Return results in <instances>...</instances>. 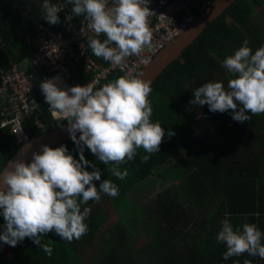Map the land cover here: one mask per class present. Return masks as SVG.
Returning <instances> with one entry per match:
<instances>
[{
	"label": "trees",
	"instance_id": "obj_1",
	"mask_svg": "<svg viewBox=\"0 0 264 264\" xmlns=\"http://www.w3.org/2000/svg\"><path fill=\"white\" fill-rule=\"evenodd\" d=\"M49 2L64 7V13H58V24L51 25L43 19V0H0V76L13 63L32 75L31 96L38 109L23 122L31 139L41 134L35 121L43 124V132L61 127L48 114L39 87L47 71L31 61L38 25L61 29L65 14L72 13L67 0ZM206 5L207 2L192 1L193 15H198ZM81 16L75 19L79 21ZM98 38L105 39L103 35ZM245 39L253 51L264 45V0H234L150 85L151 120L161 124L165 136L159 151L151 154L146 163H141V157L148 154L139 149L134 160L120 165L121 170L129 172L124 180L114 177L109 165L100 162L85 146L84 157L99 169L101 180L109 179L119 188L117 197L103 193L118 215L105 229L108 238L104 242L96 236L109 212L106 205L94 208L93 200L81 205V211L88 208L90 214L85 221L88 232L79 240L68 242L60 240L54 231L47 233L42 243L52 246L51 257L29 238L3 256L7 244L0 241V264H244L245 260L249 264H264V259L247 253L224 260L226 246L215 239L225 218L234 227L253 223L264 233V113H248L251 119L241 123L232 119L231 110L211 112L204 105L199 106L197 115L189 103L195 88L205 82L218 81L227 87L231 74L222 61ZM88 52L98 63L107 64L90 48ZM73 74L80 81L88 79L79 63ZM121 76L122 72L111 71L101 86ZM169 132L174 135L169 136ZM60 145H65L74 159L79 160L77 147L70 138L56 147ZM18 149L9 129H0V169ZM86 170L93 168L86 166ZM147 180L169 185L156 194L148 208L126 198ZM94 183L99 188L100 181ZM127 212L137 223L140 218L146 219L145 227H140L147 233L146 241L140 247L131 243V224L124 217ZM3 223L0 216V226Z\"/></svg>",
	"mask_w": 264,
	"mask_h": 264
},
{
	"label": "clouds",
	"instance_id": "obj_2",
	"mask_svg": "<svg viewBox=\"0 0 264 264\" xmlns=\"http://www.w3.org/2000/svg\"><path fill=\"white\" fill-rule=\"evenodd\" d=\"M67 2L72 5V15H83L87 28L95 34L88 38V47L96 57L122 67L126 57L139 56L145 46L151 47L148 18L152 10L148 0H112L111 5L109 0ZM41 7L45 21L51 25L60 22L61 6L43 0ZM101 35L103 41L98 38ZM249 43L245 39L223 59L222 66L231 74L227 87L218 81L205 82L195 88L190 104L207 105L211 112L231 110L232 119L241 123L251 119L248 113H264V45L253 51ZM135 75L127 73L98 88L92 84L61 88L57 86L58 77L40 82L47 112L58 126L63 127L61 121L68 122L67 132L77 147L79 160L65 145L52 148L42 144L41 151L33 152L29 162L15 159L0 169V216L4 221L0 241L15 247L29 238L51 257L52 246L42 243L47 233L54 231L60 240L71 242L88 232L85 221L90 209L81 211V205L98 202L100 193L117 197L119 188L109 179L101 180L99 169L84 157L85 146L100 162L109 165L108 170L119 180L129 175L120 165L134 160L139 149L148 154L141 157V163L159 151L165 131L158 121L151 120L153 108L148 97L152 88L150 82ZM41 125L36 127L42 134ZM86 166L93 170H86ZM94 181H100L99 188ZM220 224L215 239L226 246L224 260L245 253L264 259V233L255 224L245 222L234 227L227 218Z\"/></svg>",
	"mask_w": 264,
	"mask_h": 264
},
{
	"label": "built area",
	"instance_id": "obj_3",
	"mask_svg": "<svg viewBox=\"0 0 264 264\" xmlns=\"http://www.w3.org/2000/svg\"><path fill=\"white\" fill-rule=\"evenodd\" d=\"M192 1L194 0H148L147 6L152 10L148 18L152 33L151 47L145 46L139 56L126 57L122 67L110 62L102 65L90 56L86 40L95 34L87 28L88 21L83 15L77 21L72 13L65 14L60 24L61 29L48 24L38 25L31 61L38 68L47 71L46 78L58 77L57 86L65 89L86 84L101 87V81L111 71H119L124 75L137 74L194 20L195 15L190 8ZM199 1L208 3L211 0ZM111 3L112 0H109V5ZM56 5L62 7L59 13H64L63 5ZM69 16L71 18L66 19ZM77 63L82 73L88 77L83 82L73 74ZM32 84V75L17 65L1 72L0 98L7 106L0 110V128H8L19 146L30 140L23 126L24 119L33 116L38 109L37 101L31 96ZM35 124L38 128L42 126L38 122Z\"/></svg>",
	"mask_w": 264,
	"mask_h": 264
},
{
	"label": "water",
	"instance_id": "obj_4",
	"mask_svg": "<svg viewBox=\"0 0 264 264\" xmlns=\"http://www.w3.org/2000/svg\"><path fill=\"white\" fill-rule=\"evenodd\" d=\"M233 1L234 0H212L182 33L172 40L135 76H139L141 79L150 82V85H153L165 69L175 59L181 56L183 50L202 34L213 21L228 10ZM67 124L63 125V127H57L50 131H46L31 139L26 145L19 147L17 152L5 162L3 168L7 167L9 161L15 159H22L25 163L29 162L33 152L41 151L40 146L42 144H47L49 147L53 148L68 140L70 136L67 132Z\"/></svg>",
	"mask_w": 264,
	"mask_h": 264
},
{
	"label": "rangeland",
	"instance_id": "obj_5",
	"mask_svg": "<svg viewBox=\"0 0 264 264\" xmlns=\"http://www.w3.org/2000/svg\"><path fill=\"white\" fill-rule=\"evenodd\" d=\"M258 11H260V8H258ZM187 108L189 109V107ZM192 108L198 115L200 107L196 105H192ZM198 131L199 133H201L202 132L201 128H199ZM157 185H159V183L157 184L156 182H154V180H147L146 184H140L139 188L137 187L136 189L131 190L126 196V198L129 201H131L133 204H141L142 206L148 208L152 205V201L154 197L156 196V194L160 191H163L164 189H166V187L169 186V185L167 186L166 182L164 183L162 182V185H159V186ZM100 196H101V199L98 202L97 201L95 202L94 208L96 206L98 208H103L104 205H106V210H108L109 214H108L107 219L103 223V226L100 227L99 229L100 232L97 234L96 238L98 241L104 242V240L108 238V233L105 232V229H107V227L110 226V224H112L113 222L117 220L118 215L111 208L110 203L106 200V197L104 196V194L100 193ZM124 217L126 218L128 222L127 224H131V229L129 228L131 230V233H130V239L132 240L131 243L133 244V246L140 247L142 243L146 241L147 233H145L144 230L140 228V227H145V225L143 224L145 223L146 219L140 218V222L137 223V219L131 216V214H129L128 212ZM11 248H12L11 246L7 245V247H5V250H3L2 252L5 254L3 256L9 255ZM90 256H94V255L91 254ZM85 261H87V259H85Z\"/></svg>",
	"mask_w": 264,
	"mask_h": 264
},
{
	"label": "crops",
	"instance_id": "obj_6",
	"mask_svg": "<svg viewBox=\"0 0 264 264\" xmlns=\"http://www.w3.org/2000/svg\"><path fill=\"white\" fill-rule=\"evenodd\" d=\"M22 69H23V68H22ZM23 70L26 71L25 69H23ZM4 106H5V103H3V100L0 99V108H1V107L3 108Z\"/></svg>",
	"mask_w": 264,
	"mask_h": 264
}]
</instances>
